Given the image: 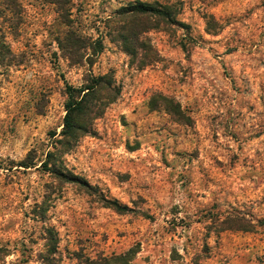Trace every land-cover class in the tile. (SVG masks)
Here are the masks:
<instances>
[{
	"label": "rangeland",
	"instance_id": "obj_1",
	"mask_svg": "<svg viewBox=\"0 0 264 264\" xmlns=\"http://www.w3.org/2000/svg\"><path fill=\"white\" fill-rule=\"evenodd\" d=\"M58 1L0 0V264H264V0ZM105 73L120 96L51 171L69 87Z\"/></svg>",
	"mask_w": 264,
	"mask_h": 264
},
{
	"label": "trees",
	"instance_id": "obj_2",
	"mask_svg": "<svg viewBox=\"0 0 264 264\" xmlns=\"http://www.w3.org/2000/svg\"><path fill=\"white\" fill-rule=\"evenodd\" d=\"M66 1L60 0L58 4L60 7L66 5ZM61 8V9H62ZM126 13L146 14L156 16L159 18L172 19L173 10L170 6H155L138 1L127 8H123ZM63 11V9H62ZM84 39L74 32L68 31L62 41L68 47V57H75L78 61L84 56L80 53L81 49H87L88 45L84 43ZM95 46H89L94 53L100 52L103 47L102 42L95 41ZM83 55V56H82ZM121 90L116 85L113 76L110 73L88 75L85 82L79 88H70L68 92V100L65 103V116L62 124V130L59 133L61 136L54 141L53 150H49L44 165L47 166L49 162L52 166L49 168L51 171L59 172L60 166L58 163L61 157L70 152L75 146L76 142L83 135H95L94 122L97 118L101 117L107 106L115 102L120 96ZM29 156L22 162L23 165L28 166L30 163ZM68 179L80 181L81 177L70 174ZM108 205L117 209L123 210L126 206L120 204L117 200H106ZM50 238H53L51 231H49ZM123 256L115 255L112 257L99 255L97 258L85 256L83 253L78 256L80 263L83 264H126L119 263L117 260Z\"/></svg>",
	"mask_w": 264,
	"mask_h": 264
}]
</instances>
